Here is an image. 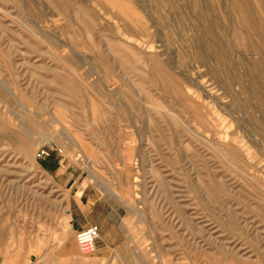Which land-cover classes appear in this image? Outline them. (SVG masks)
<instances>
[{"label":"rangeland","instance_id":"374dc122","mask_svg":"<svg viewBox=\"0 0 264 264\" xmlns=\"http://www.w3.org/2000/svg\"><path fill=\"white\" fill-rule=\"evenodd\" d=\"M0 264H264V0H0Z\"/></svg>","mask_w":264,"mask_h":264},{"label":"crops","instance_id":"0c3cea01","mask_svg":"<svg viewBox=\"0 0 264 264\" xmlns=\"http://www.w3.org/2000/svg\"><path fill=\"white\" fill-rule=\"evenodd\" d=\"M68 222L73 231L87 224H95L98 238L93 253L103 255L108 249L119 250L122 246V234L117 211L95 190L83 187L78 194H71L68 201Z\"/></svg>","mask_w":264,"mask_h":264},{"label":"built area","instance_id":"2783aa9c","mask_svg":"<svg viewBox=\"0 0 264 264\" xmlns=\"http://www.w3.org/2000/svg\"><path fill=\"white\" fill-rule=\"evenodd\" d=\"M97 238L98 229L95 224H87L74 232L78 252L82 255H88L94 251Z\"/></svg>","mask_w":264,"mask_h":264}]
</instances>
